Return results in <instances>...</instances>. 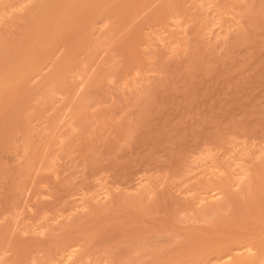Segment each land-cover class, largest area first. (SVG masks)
<instances>
[{
  "label": "rangeland",
  "instance_id": "rangeland-1",
  "mask_svg": "<svg viewBox=\"0 0 264 264\" xmlns=\"http://www.w3.org/2000/svg\"><path fill=\"white\" fill-rule=\"evenodd\" d=\"M9 11H0V38L20 45L28 26L20 17L8 25ZM262 15L264 0H155L124 25L99 19L91 48L72 64L63 62L66 48L58 45L28 78L40 95L32 90L23 108L11 96L5 111L0 104V135L7 136L3 148L0 141V264H176L205 237L238 233L255 242L250 215L240 225L225 220L236 204L220 211L224 221L217 224L201 209L226 203L212 186L231 169L238 183H258L261 173L264 179ZM58 64L70 88L58 92L55 84L57 92L44 98ZM244 198L236 202L240 209ZM234 259L212 256L205 264Z\"/></svg>",
  "mask_w": 264,
  "mask_h": 264
},
{
  "label": "bare ground",
  "instance_id": "bare-ground-1",
  "mask_svg": "<svg viewBox=\"0 0 264 264\" xmlns=\"http://www.w3.org/2000/svg\"><path fill=\"white\" fill-rule=\"evenodd\" d=\"M29 1V0H0V11H5L6 9H10L9 11V14L10 15H6L4 16L5 19L7 20L6 23L9 25V20H11V18L13 20H11V25L14 24L13 22L18 19L17 17H20V19L22 20V18H25L22 23H26L24 24L25 26L27 25L28 27H26L27 29L25 31H23V28L21 29L24 34L22 33V36L23 37H20V36H16L17 38H23V42L21 43V39L18 40L19 43H21L20 45L16 43V40L15 42L13 43H16L15 47H17V49L15 50L13 47V43L10 44V42H12L11 40H9L10 42L7 41V43L9 44H5V37L4 36H0L1 38L4 37L3 39L0 38V45L2 40L4 42V46H6V48H9L8 46L11 45L10 49L13 47V51H11V53L9 52L8 49H6L5 47L1 46L0 47V51L3 50V49H6L8 50L7 52H9V54L7 52H5L4 50V53H7L8 55H10V58H6L5 55L7 56V54H3V51H1V53L3 54L2 56L4 57H1L0 60H4L3 62L1 61L0 63V104L1 106L2 105H5L3 104L4 101H6V99L8 97L11 96V98L9 99H12L13 101V98H17L18 100H20L18 103L20 104V102L22 103L21 107L24 105V104H28V102L30 101V99L32 98V95L35 93L34 91L36 90V92L38 91V88L37 89H32V88H29L28 85V78L33 75V74H36V73H39L40 70H41V67L44 65V63L48 62L50 60V58L52 57V54L55 50L56 47H58V45H61L63 47L66 48V53H65V58L63 60V62H65V64H72L73 61H74V56L83 48H91L90 47V43H91V36L93 34V31L97 25V22L99 19H102L104 17H108V18H114V19H117L118 20V25H124L126 23H128L131 18L138 12V11H142L143 8L151 3V2H154L155 0H33L31 1L32 3L31 4H28L26 5V2ZM176 1H180V0H176ZM261 7V6H260ZM19 9H22L23 10V13L20 14V11ZM252 10V9H250ZM258 10V9H257ZM262 9H260L258 11V13H260ZM253 11V10H252ZM165 12V9L160 11L161 13V17L163 16ZM254 12V11H253ZM258 13H255L258 15ZM249 14V13H248ZM252 14V15H251ZM249 16L250 19L254 18L253 16V13H251ZM256 15V16H257ZM261 15V13H260ZM264 16V15H262ZM248 17V16H247ZM258 17V16H257ZM261 17V16H260ZM27 18H28V23H27ZM249 18V17H248ZM15 19V20H14ZM19 19V20H20ZM249 19V20H250ZM255 19V18H254ZM261 19V18H260ZM264 19V17H263ZM19 20H16V21H19ZM20 20V22H21ZM248 20V21H249ZM256 21V19H255ZM260 21V20H259ZM19 22V23H20ZM4 24V26L6 27L7 24ZM30 23V24H29ZM251 23H252V20H251ZM257 24V22H255ZM264 24V22H263ZM16 25V24H15ZM24 25H22L21 27H23ZM254 25V24H252ZM261 25V24H260ZM3 26V28H4ZM20 26V25H19ZM25 26H24V29H25ZM9 27V26H7ZM13 27V26H12ZM252 27V26H251ZM259 27V26H258ZM16 28V27H15ZM8 29V28H6ZM17 29V28H16ZM0 30H3V29H0ZM8 31V30H6ZM15 31V30H14ZM18 31V29H17ZM78 31V32H77ZM12 32V31H11ZM10 32V34H11ZM26 32V33H25ZM77 32V33H76ZM5 33V31H4ZM3 33V34H4ZM17 33V32H16ZM20 33V32H19ZM77 35H76V34ZM0 34H2V32H0ZM2 34V35H3ZM9 34V35H10ZM15 34V33H13ZM256 34V33H255ZM8 35V33H7ZM79 35V36H78ZM82 35V36H81ZM248 35V34H247ZM6 36V34H5ZM81 36V38H80ZM9 37V36H8ZM74 41H73V39ZM75 37V38H74ZM76 37L79 39L76 40ZM15 38V37H14ZM7 39V38H6ZM9 39V38H8ZM71 41L73 43H71ZM76 41V43H75ZM244 41V39H243ZM239 43H241L239 41ZM13 45V46H12ZM3 48V49H1ZM13 52V53H12ZM1 55V54H0ZM6 60H5V59ZM67 61V62H66ZM62 62V63H63ZM216 62V61H215ZM61 63V64H62ZM206 63V62H205ZM220 64V63H218ZM207 65V64H205ZM210 65V64H209ZM213 65V64H212ZM64 66V65H63ZM69 66V65H68ZM211 66V65H210ZM209 66V67H210ZM58 69H54V70H58L56 71L55 73L51 74V79H49L50 77H48V81L47 83L51 86H48L47 83H45L44 87L42 88H45V86H47L46 88L49 89V87L51 88V92L48 91H45L44 89V96L47 94L49 95L48 97L45 96L44 98L47 97L50 98V95L53 94V93H56L57 92V87H59L58 89V92L60 90L64 91L65 88L66 90L69 87L68 85V81L66 76L64 75L65 74V67H62V65L60 66V64H58L56 66ZM59 67H60V70L61 69H64L62 71L59 70ZM207 67V66H206ZM221 67V66H220ZM202 68V67H201ZM212 69V68H211ZM218 69V67H217ZM209 70V69H208ZM57 72L59 73V75L63 74V78L64 79H61V76L58 77L55 76V74H57ZM197 72V71H196ZM195 73V72H194ZM192 74V73H190ZM201 74V72H200ZM52 75H54L56 78H54V76L52 77ZM189 75V74H188ZM193 75V74H192ZM191 75V76H192ZM65 76V77H64ZM195 76V75H193ZM197 77V76H196ZM190 78V76H188L187 80ZM193 78V77H192ZM60 79V80H58ZM191 79V78H190ZM54 81L55 83L53 84V82H50V81ZM57 80V82L55 81ZM63 80V81H62ZM65 80V82H64ZM60 81V82H59ZM190 81V80H189ZM50 82V83H49ZM59 82V83H58ZM187 82V81H186ZM66 83V84H65ZM189 83V82H188ZM53 84V85H52ZM55 84H58L57 86ZM64 85V87H63ZM68 85V86H67ZM194 85V84H193ZM41 87V86H40ZM191 88V87H190ZM31 89V90H30ZM157 89V88H156ZM33 90V92H32ZM69 90V89H68ZM155 90V89H154ZM158 90V89H157ZM30 91V93H28ZM15 92V93H14ZM39 92L41 93L42 90H40L39 88ZM37 92L39 95L40 93ZM47 92V93H46ZM17 93V94H16ZM51 93V94H50ZM151 93V92H150ZM148 94V93H147ZM31 95V96H30ZM43 95V94H42ZM149 95V94H148ZM158 95V94H157ZM31 98H30V97ZM151 96V95H150ZM149 96V99H152L153 100V97L150 98ZM4 97H6L4 99ZM4 99V100H3ZM148 100V99H147ZM151 100V101H152ZM159 100V99H158ZM11 101V100H9ZM28 101V102H27ZM14 102V101H13ZM12 102V103H13ZM16 102V100H15ZM26 102V103H24ZM140 102V101H139ZM146 102V101H145ZM149 102V101H148ZM153 102V101H152ZM6 103H9V102H6ZM24 103V104H23ZM137 103V102H136ZM142 103V102H141ZM18 104V105H19ZM140 104V103H139ZM151 102H150V106H151ZM143 105H144V102H143ZM146 105V104H145ZM144 105V106H145ZM149 103L146 105L148 106ZM0 108L3 107L2 110H4V106H2ZM15 106V105H14ZM140 106H142V104H140ZM139 106V107H140ZM143 106V107H144ZM9 107V106H8ZM16 107L18 108V106L16 105ZM20 107V106H19ZM12 108V107H11ZM16 108V109H17ZM23 108V107H22ZM21 108V109H22ZM142 108V107H141ZM145 108V107H144ZM21 109H20V112L21 113ZM147 109V108H146ZM0 110V111H2ZM143 110V108H142ZM148 110V109H147ZM5 111V110H4ZM14 111V107L11 109V112ZM16 111V110H15ZM145 111V110H144ZM149 111V110H148ZM9 112V111H8ZM18 112V110H17ZM23 112V111H22ZM152 112V111H151ZM14 113V112H13ZM12 113V116L14 117ZM2 114V113H1ZM149 114V113H148ZM3 115V114H2ZM19 115V114H18ZM11 116V114H10ZM19 116H22V113L19 115ZM144 116V115H143ZM2 117V116H1ZM6 117V116H5ZM4 117V118H5ZM148 117V116H147ZM3 118V120H4ZM10 118V117H9ZM139 118V116H138ZM5 119H8V118H5ZM16 119V118H14ZM13 119V120H14ZM22 119V117H21ZM143 119V118H142ZM2 120V121H3ZM10 120V119H9ZM10 121L9 122V125L12 126L13 123L11 122H14V121ZM17 120V119H16ZM20 120V119H19ZM145 120V119H144ZM8 122V121H7ZM23 122V120L21 121ZM138 122H139V119H138ZM145 122V121H144ZM0 128L2 126V123L0 122ZM4 124H6V122L4 121ZM17 124V123H16ZM22 124V123H21ZM20 124V126H21ZM8 125V123H7ZM4 126V125H3ZM6 126V125H5ZM9 126V128L11 129V127ZM6 129L8 127H5ZM9 130V129H8ZM12 130V129H11ZM139 131V130H138ZM4 135V138H2ZM3 135H0V141L1 142H4V144L2 145L1 143V146L3 148V146H5V134ZM9 135V134H8ZM9 137V136H8ZM8 141V139H7ZM87 159V157H86ZM176 163V162H175ZM255 163V162H254ZM173 164V163H172ZM259 168V167H258ZM230 170V168H228ZM228 170V171H229ZM251 170V168H250ZM256 170V169H255ZM239 171H243L242 173H244V169L242 170H239ZM260 171V170H259ZM231 172H234L232 169L231 171H229V174L228 176H224V178H222V180H220L219 184H218V187L214 186L213 182L210 184V186L213 184L212 187H215V189L217 188V190H219V193L223 195V193L225 194V197L223 198H226L227 200L230 198V201L228 202L227 204V200L225 201L226 203H221L220 200V203L217 204L216 201H214L215 203H212L213 204L210 208L208 206H205L204 208H206L205 210H208L207 211H204V209H201L202 212H206L205 215L206 218H208V215L211 219V221L214 223H216V221L218 219L220 220H223V214L222 216L220 215V211L221 210H224L227 206L229 207H234V209L236 208V211L234 213H232L230 216H227L225 217V220L230 221L228 222V224H232L233 226L236 224V225H240L241 223H245V220H249V216L250 215V218L252 220H254L256 222V225H258V235L256 236V240L255 242H251L250 239L247 238H243V235L241 234H235L233 235V237H231L230 239L228 240H224V239H221L219 241H216L214 239H211V237L209 236V239L208 237H205L204 240H202V238L200 239V241L202 240L203 242L200 243L198 237H201L200 235L197 236V239L196 241L198 240V242L201 244H199L198 242H194L195 244L198 243L199 245L197 246V244H193L195 245V247L193 246L192 250L188 251V254L184 253L185 255H182L181 257L178 258V262H176V264H205L206 260L209 259L210 257L212 256H215V259H217L218 261H222L223 259L225 258H230L232 256L235 257L234 260H232L229 264H264V210H263V197H264V185L262 183L264 179H262L261 177V174L259 176V173H258V176L260 178V181H259V178L258 181L259 182L257 183L255 179H248L247 178H243L244 180H248L246 181L245 183L241 180V182H237L236 176H234L235 172L232 174ZM246 172V171H245ZM248 172V171H247ZM255 172V171H254ZM251 173V172H250ZM238 174V173H237ZM236 174V175H237ZM245 174V173H244ZM239 175V174H238ZM255 175V174H254ZM253 175V176H254ZM242 176V175H241ZM251 176V177H253ZM256 177V176H255ZM240 179V178H239ZM240 181V180H238ZM236 182V184L238 186H242L243 188H239L240 190H235L233 189L234 186H236V184L234 183ZM262 182V183H261ZM208 184V183H206ZM208 184V185H209ZM205 186V185H204ZM209 187V186H208ZM210 188V187H209ZM211 189V188H210ZM215 189L213 188V190L215 191ZM207 190V189H206ZM212 190V191H213ZM221 190V192H220ZM210 191V190H209ZM223 191V193H222ZM244 191V192H243ZM206 192V191H205ZM208 192V191H207ZM206 192V193H207ZM226 192V193H225ZM228 193L229 196H227L226 194ZM243 193H246L245 196H242ZM205 194V193H204ZM219 194V195H220ZM244 195V194H243ZM250 198V201L249 200H246L247 198ZM203 197V196H202ZM242 197V199L244 198V201H246L247 203V206L250 205L251 203L254 202V205H250L251 207H245L246 204L245 202L243 201L244 203V208L240 209V207L242 205V203H240V198ZM200 198V197H199ZM198 198V199H199ZM196 200V199H195ZM194 198H193V201H195ZM224 200V199H223ZM127 201V200H126ZM238 201V203L240 204H237L236 202ZM125 202V201H124ZM176 202V201H175ZM191 202V201H190ZM250 202V203H249ZM262 202V203H261ZM130 203V202H129ZM163 203V202H162ZM188 203V202H187ZM186 203V205H187ZM193 203V202H192ZM131 204V203H130ZM191 204V203H190ZM196 204V203H195ZM210 204V205H211ZM122 205V204H121ZM133 205V203H132ZM131 205V206H132ZM170 205H173V204H170ZM169 205V206H170ZM177 205V203H176ZM240 205V207H238ZM130 206V205H129ZM183 206V205H182ZM120 207V206H119ZM135 207V206H134ZM130 208V207H129ZM136 208V207H135ZM161 208V207H160ZM168 208V207H167ZM249 208V209H248ZM126 209V208H125ZM143 209V208H142ZM145 209V208H144ZM169 209V208H168ZM191 209V208H190ZM226 209H229V208H226ZM123 210V209H122ZM182 210V209H181ZM244 210V211H242ZM116 211V210H115ZM169 211V210H168ZM171 211V210H170ZM228 211V210H226ZM234 211V210H233ZM246 211V213H245ZM185 212V210H184ZM248 212V214H247ZM225 213V212H224ZM155 214V213H154ZM184 214V213H183ZM202 214V213H201ZM219 217H217L218 215ZM247 214V215H246ZM166 215V214H165ZM215 215V216H214ZM203 216V214H202ZM217 217L216 219H214V217ZM225 216H226V213H225ZM177 217V215H176ZM175 217V218H176ZM222 217V218H221ZM229 217H232V218H229ZM103 218V217H102ZM204 218V216H203ZM204 218V219H206ZM212 218L214 220H212ZM255 218V219H254ZM210 219L208 218L209 220V223L211 222ZM232 219V220H231ZM250 219V220H251ZM250 221L251 224H255L254 221ZM83 221V220H82ZM219 221V220H218ZM217 221V222H218ZM223 221H220V222H223ZM258 221V222H257ZM218 222V223H220ZM248 222V221H247ZM212 223V224H213ZM214 223V224H215ZM259 223V224H257ZM114 224V223H113ZM217 224V223H216ZM115 225V224H114ZM230 226V225H229ZM253 226V225H252ZM226 227V226H225ZM232 227V226H231ZM219 228V227H218ZM250 228V227H249ZM226 229V228H224ZM255 229V230H257ZM116 230V229H115ZM142 230V229H141ZM220 230V229H219ZM133 231V230H132ZM232 231V230H231ZM234 231V230H233ZM239 231V230H238ZM210 232V231H209ZM213 232V231H212ZM216 232H217V229H216ZM223 232V231H222ZM241 232V231H240ZM194 233V232H193ZM195 236L198 235L197 233H194ZM193 234V236H194ZM220 234V233H219ZM202 235V234H201ZM246 235V234H245ZM190 236V235H189ZM192 236V237H193ZM195 236H194V239H195ZM82 239V238H81ZM122 239V238H121ZM211 239V240H210ZM216 239V238H215ZM124 240V239H123ZM127 240V239H126ZM193 240V239H192ZM214 240V241H213ZM187 241V240H186ZM140 242V241H139ZM248 244L246 246H241V244H245L247 243ZM124 245V244H123ZM190 245V244H189ZM188 245V248L190 249V247L192 245H190L189 247ZM130 246V245H129ZM118 247V246H117ZM119 248V247H118ZM245 248L248 250V253L246 252V254L244 256H238L236 255V253L242 251V250H245ZM124 249V248H123ZM253 249L257 250V254L254 253L251 254V252L253 251ZM175 250V249H174ZM185 251V250H184ZM117 254V253H116ZM126 254V252H125ZM133 254V253H132ZM183 254V253H181ZM108 256V255H107ZM121 256V255H120ZM115 258V257H114ZM118 259V258H117ZM170 263V262H169ZM173 263V262H171ZM175 264V263H174Z\"/></svg>",
  "mask_w": 264,
  "mask_h": 264
}]
</instances>
